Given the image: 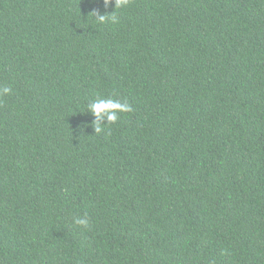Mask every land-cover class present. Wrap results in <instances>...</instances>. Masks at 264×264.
I'll return each mask as SVG.
<instances>
[{
	"label": "trees",
	"instance_id": "obj_1",
	"mask_svg": "<svg viewBox=\"0 0 264 264\" xmlns=\"http://www.w3.org/2000/svg\"><path fill=\"white\" fill-rule=\"evenodd\" d=\"M94 9L0 0V264H264V0Z\"/></svg>",
	"mask_w": 264,
	"mask_h": 264
},
{
	"label": "clouds",
	"instance_id": "obj_2",
	"mask_svg": "<svg viewBox=\"0 0 264 264\" xmlns=\"http://www.w3.org/2000/svg\"><path fill=\"white\" fill-rule=\"evenodd\" d=\"M113 0H103V5L107 9ZM128 4V0H115V11L111 13L101 14L99 10L94 9L92 15L96 18L98 22H105L106 20H111L113 23L117 21V16L115 15L118 8H123ZM12 89L10 87L0 86V97L4 95L11 94ZM131 111V106L125 101L121 102L120 100L105 99L100 98L88 105V112L94 115L97 119L93 122L96 132L102 130V126L105 125L101 123L104 120H107V124L115 123L118 119V113L129 112ZM76 225L88 227L89 220L87 218H76Z\"/></svg>",
	"mask_w": 264,
	"mask_h": 264
}]
</instances>
